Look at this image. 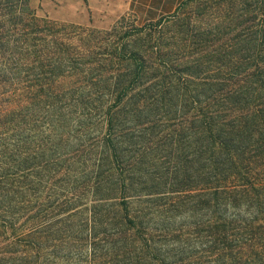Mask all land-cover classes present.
I'll return each instance as SVG.
<instances>
[{
	"label": "trees",
	"instance_id": "obj_1",
	"mask_svg": "<svg viewBox=\"0 0 264 264\" xmlns=\"http://www.w3.org/2000/svg\"><path fill=\"white\" fill-rule=\"evenodd\" d=\"M0 264H264V0H0Z\"/></svg>",
	"mask_w": 264,
	"mask_h": 264
},
{
	"label": "rangeland",
	"instance_id": "obj_2",
	"mask_svg": "<svg viewBox=\"0 0 264 264\" xmlns=\"http://www.w3.org/2000/svg\"><path fill=\"white\" fill-rule=\"evenodd\" d=\"M147 0H32L38 14L52 20L92 27L100 30L110 29L118 20L127 16L144 25L152 20L174 15L180 3L167 0L169 10L160 11L154 19L148 14L151 7Z\"/></svg>",
	"mask_w": 264,
	"mask_h": 264
},
{
	"label": "crops",
	"instance_id": "obj_3",
	"mask_svg": "<svg viewBox=\"0 0 264 264\" xmlns=\"http://www.w3.org/2000/svg\"><path fill=\"white\" fill-rule=\"evenodd\" d=\"M169 1V0H168ZM167 0H164V3L162 5L159 4L158 0H147L145 3L151 7V13L148 14L150 18L154 19L156 15L163 10H169L171 5H166L169 3ZM183 0H178V3H180ZM169 8V9H168Z\"/></svg>",
	"mask_w": 264,
	"mask_h": 264
}]
</instances>
